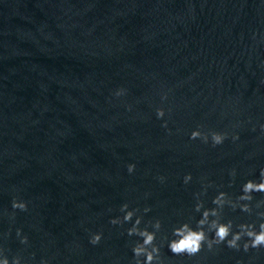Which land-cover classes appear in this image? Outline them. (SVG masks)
Returning a JSON list of instances; mask_svg holds the SVG:
<instances>
[{"label":"water","instance_id":"95a60500","mask_svg":"<svg viewBox=\"0 0 264 264\" xmlns=\"http://www.w3.org/2000/svg\"><path fill=\"white\" fill-rule=\"evenodd\" d=\"M261 123L264 0H0V245L10 257L134 264L137 238L109 222L119 205L150 206L143 218H160L158 243L175 221L198 217L202 181L211 206L216 191L235 195L258 178ZM197 126L228 136L215 146L190 139ZM13 196L27 209H13ZM256 200L264 193H253L250 213L226 206L224 217L258 221ZM94 231L103 232L96 245ZM161 255L165 264H264V248L223 244L194 256L165 244Z\"/></svg>","mask_w":264,"mask_h":264},{"label":"clouds","instance_id":"9594fccd","mask_svg":"<svg viewBox=\"0 0 264 264\" xmlns=\"http://www.w3.org/2000/svg\"><path fill=\"white\" fill-rule=\"evenodd\" d=\"M126 93L124 87H118L114 90L113 95L120 97ZM166 96L162 94L163 100ZM157 118L165 115V109L162 106L155 108ZM162 125H167V120H162ZM260 128L264 130V123L260 124ZM228 133L209 129L202 131L200 126L193 128L189 133L190 139L200 138L203 142H210L213 146L222 144ZM238 133L232 134V139L236 140ZM127 171L132 173L136 167L134 162L127 164ZM229 175L235 176V169L229 171ZM160 182H164L166 177L160 175L157 177ZM192 180V173L185 172L182 182L188 184ZM199 192L193 193L195 202L193 204V212L198 213V217L190 216L187 219L175 221L170 229V234H161L157 243V234L161 229L160 218H150L144 220L143 214L150 211V206L143 209L137 207H129L127 201L119 205V215L111 216L109 222L113 225H124V229L128 236H135L137 239L131 244L132 259L134 264H165V260L161 255V247L166 244L168 251L174 255L194 256L201 251L202 248L214 250L218 245L223 244L227 248L235 250H243L247 252L251 249L264 248V200H256L255 207L258 210L255 215L257 220H241L235 222L233 218L224 217L225 207L232 210L239 209L241 212L250 213L254 192L264 193V165L259 169L258 178H248L240 184L239 193L232 195L225 190H218L211 197V206H206L205 201L201 197L206 193L209 181L205 184L203 181ZM232 181H229L231 184ZM27 201L22 198L13 196L11 199V207L13 209H27ZM14 215V214H13ZM143 221V223H142ZM16 235L22 244L28 240L27 235L21 234V229H16ZM103 236L102 231L90 232L88 241L92 245L98 244ZM0 264H27L21 256L6 254L5 248L0 245ZM40 264H48L45 258H41ZM239 264V262H238Z\"/></svg>","mask_w":264,"mask_h":264}]
</instances>
